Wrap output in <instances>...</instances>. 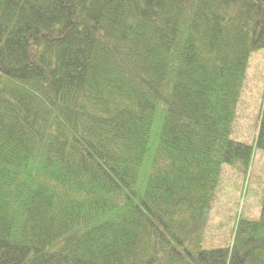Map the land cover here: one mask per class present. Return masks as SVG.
<instances>
[{
	"label": "trees",
	"instance_id": "trees-1",
	"mask_svg": "<svg viewBox=\"0 0 264 264\" xmlns=\"http://www.w3.org/2000/svg\"><path fill=\"white\" fill-rule=\"evenodd\" d=\"M264 0H0V264H264L204 248Z\"/></svg>",
	"mask_w": 264,
	"mask_h": 264
},
{
	"label": "rangeland",
	"instance_id": "rangeland-1",
	"mask_svg": "<svg viewBox=\"0 0 264 264\" xmlns=\"http://www.w3.org/2000/svg\"><path fill=\"white\" fill-rule=\"evenodd\" d=\"M264 100V50L252 55L231 139L253 145ZM264 191V157L254 149L246 175L224 165L207 222L204 248H220L230 241L233 227L242 219L257 220Z\"/></svg>",
	"mask_w": 264,
	"mask_h": 264
}]
</instances>
